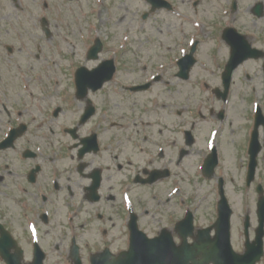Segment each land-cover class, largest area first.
Segmentation results:
<instances>
[{
	"label": "flooded vegetation",
	"instance_id": "flooded-vegetation-1",
	"mask_svg": "<svg viewBox=\"0 0 264 264\" xmlns=\"http://www.w3.org/2000/svg\"><path fill=\"white\" fill-rule=\"evenodd\" d=\"M75 1L51 0L50 6L43 2L31 15L44 34L42 27L47 22L54 36L65 41L58 46H67L65 49L71 51L77 49L78 43L68 41L92 33L93 23L98 36L106 35L103 48L159 43L148 30L158 31V38L166 31L169 42L189 40L191 31L184 28L183 14L197 11L202 3ZM258 1L252 4L245 0L247 14L254 15ZM12 9L23 10L18 0H0V264H136L137 257L146 255L147 239L156 240L167 231L180 244L182 237L177 228L190 210L195 225L193 234L198 237L204 229L201 236L208 264L234 263V257L227 260L221 251L224 245L214 228L222 194L228 197L231 179L224 173L217 174L219 165L212 176L204 174V161L212 151L207 149L208 140L195 170L187 168L186 158L198 141L195 134L205 121L183 120L172 87L164 90V85H160L166 74L177 77V58L174 56L175 63L171 65V56L164 55L161 65L151 66V77L147 68L130 72L137 69L128 66L129 61L124 63L122 57L127 49L110 53L117 74L102 87L88 89L83 101L81 91L77 93L74 73L80 62L57 65L56 71L42 74L33 73L32 67H17L9 43L14 39L13 22L6 20L13 14ZM75 14L82 16L85 27L80 22L77 28ZM126 19L133 24V32L139 33L137 43L124 42L126 32L121 26ZM20 23V27L29 24ZM111 32L118 34L115 39ZM98 80L84 78L80 82L95 84ZM148 82L151 84L147 89L131 88ZM164 82L166 87L171 83L167 79ZM210 112L211 119L216 116L214 120L221 121L219 113ZM62 137L69 141L64 142ZM248 164L249 155L244 188L247 194L254 191L255 197H250L249 206L239 217L231 204V256L244 254L247 246L262 235L264 243L258 210L264 179L256 175L255 181L248 183ZM191 171L198 183L212 184L214 193V217L210 220L212 214L209 219L206 215L204 226L199 228L195 223L202 213V204L190 209L187 191L188 179H193ZM138 228L145 237L138 234ZM180 230L188 235L191 245L195 238L189 227L185 225ZM162 244L167 246V240ZM17 246L23 253L19 262ZM257 264H264V255Z\"/></svg>",
	"mask_w": 264,
	"mask_h": 264
},
{
	"label": "rangeland",
	"instance_id": "rangeland-1",
	"mask_svg": "<svg viewBox=\"0 0 264 264\" xmlns=\"http://www.w3.org/2000/svg\"><path fill=\"white\" fill-rule=\"evenodd\" d=\"M206 3L200 9L201 14L204 13V23L205 29L202 38L204 39L201 46L202 50L198 54L199 62L196 63L195 69L192 71L191 76L188 80H182L180 78L168 76L171 80V85L166 87L165 79L163 78L162 83L164 85V90H168L172 87V91L175 93L174 99H179L180 109L183 113V120L191 121L194 118H188L192 111L195 113V118L197 116L201 119L206 118L208 122L202 123L199 125V131L197 132L196 138L198 139L195 144L194 150L186 158L187 168L195 170V167L199 160L201 159L202 151L205 149V142L210 137L208 132L213 124L209 123L210 121V112L209 109L213 108L214 111L218 113V110L223 107L226 111V117L223 121L222 127L215 125V130L218 133L217 145H219V172L217 174L224 173L228 175L230 183H228V197L233 204V210L236 211V216L239 217L243 214L246 208L250 204L252 197L254 199V191L251 194H247L244 188V171L246 169L245 163L248 160V151L249 144L247 141L250 140L251 130L254 124L253 117L256 112L255 108L257 105L261 106V109L264 111V58L259 60L250 59L243 64L239 65V69L234 74V81L231 87V92L228 97V101L223 103L220 100H217L213 92V88L220 86L221 78L220 71L216 68L217 62L221 63L228 59L229 46L225 45L222 41L220 43L221 31L224 28L223 26L226 23L225 19L221 17V9L223 7L222 0H204ZM224 0L223 2H225ZM245 1V0H244ZM251 3L258 0H247ZM264 1V0H263ZM247 4V3H246ZM245 4V5H246ZM212 8V10H211ZM244 9V8H243ZM242 15L244 12H242ZM8 20H15V13L9 15ZM158 20H159V16ZM244 22V19H242ZM177 21L174 23L176 24ZM245 23V29L242 30L243 33L247 34L250 42L257 48L264 49V17L257 19L252 14H248ZM243 23V24H244ZM25 34L22 37L13 39V42H9L14 46V63H19L21 67H40L46 66L47 62H44L43 58L46 56L44 53L47 49H51V43L43 42L39 37L40 33L34 26L25 27ZM37 32V33H36ZM155 35V39H160L156 36H159L158 31H151ZM112 33V32H111ZM113 38L118 35L113 34ZM166 35V31L163 33V36ZM131 36H134L132 34ZM161 36V38H163ZM106 37V35L104 36ZM134 42L137 43L139 40L138 35H135ZM115 39V38H114ZM161 41V40H160ZM171 42H160V43H149L141 45H131L127 53L124 55L125 60L127 57H130L134 61L138 58L139 55H143V59L148 57H162L167 55L168 47L173 44ZM177 42V41H176ZM158 44L165 45V48H159ZM173 46V45H172ZM140 49L143 50L140 53ZM75 52H79L80 61H83L84 56V46L80 44L79 50L72 51H61L56 52V55L60 59V63H72L77 61V55ZM174 52V51H172ZM42 53L39 58L37 54ZM129 53V54H128ZM106 50L101 54V59L105 58ZM215 62V63H212ZM13 63V64H14ZM49 65L52 63V58L50 57L48 61ZM95 64V63H94ZM93 63H90L91 66H94ZM126 67V65H124ZM39 72V71H35ZM166 74L165 76H167ZM208 83V87H204L202 83ZM165 95V94H164ZM207 110L204 107H207ZM221 124V123H220ZM219 124V126H220ZM261 136L260 142L263 144V149L260 152L259 156V167L257 175L264 179V132L263 128L260 129ZM209 133V132H208ZM209 136V137H208ZM213 136V134H212ZM56 140H59V137H55ZM64 142H68L67 137H62ZM206 140V141H205ZM191 180L188 179L187 191L189 193V202L192 206V209L199 207L201 204V212L196 219V226L199 228L204 226L202 223L207 218H210V214L213 213L212 206L214 207V193L211 191V185L208 182L204 183L194 178L196 175L192 171L189 173ZM208 181V180H207ZM210 182V181H209ZM182 211L179 209V214ZM178 214V215H179ZM210 218L212 220L213 218ZM96 221V220H94Z\"/></svg>",
	"mask_w": 264,
	"mask_h": 264
},
{
	"label": "water",
	"instance_id": "water-1",
	"mask_svg": "<svg viewBox=\"0 0 264 264\" xmlns=\"http://www.w3.org/2000/svg\"><path fill=\"white\" fill-rule=\"evenodd\" d=\"M258 12H260V16L262 15V13L264 12L263 10V6L260 4L259 5V10ZM240 44L239 45V51L238 52H234L231 58L230 63L228 64V69L225 73V79H226V89H227V93L225 92V94H223V99L226 98L228 92H229V86H230V82H231V75L232 72L238 67L239 63H241L242 61H244L245 59H248L250 57H260L261 55H263L261 53V51L252 48L251 44H247L246 41L244 39H240ZM187 77V74L184 73L183 77ZM221 94V93H220ZM256 125L255 128L253 130V136L251 139V147H250V155H251V159H250V170L248 173V177H249V182H251L255 177V172H256V168H257V157H258V153L260 152V150L262 149V145L260 143L259 140V136H260V132L258 131V128L260 126V124H264V116L262 115L261 110L258 111L257 117H256ZM218 159L216 156V150H214V153L211 155V158H209V161L207 163V167L206 168V174H210L211 171H213V169L215 168L214 166L217 164ZM209 172V173H208ZM260 206L262 208H264V199L261 200ZM220 211H221V216L217 222V234L218 236H220L221 241L224 245L223 247H221V251H223L226 256V259L229 260L231 258H235L236 261H234V263L232 261H228L226 262V264H254L255 260H249L248 255H246L245 257L242 258V256L240 255H235L232 254L233 256L230 255V253L232 252L231 250V244H230V233H229V218L232 214V211L229 209V206L227 204V201L224 199L221 207H220ZM191 230H193V224H191ZM209 231V230H208ZM206 232V231H205ZM190 234V233H189ZM187 248L185 247V253H183V258H181V252H179V254H177V258L178 260H176V264H189V261L193 259L192 264H208L206 261V258L204 257V253L206 252V249L204 247V241H203V236L198 237L197 241L194 242L192 244V246L194 248H192L191 246V253H189V248L190 246L186 245ZM155 249L156 251H151L149 252L150 249ZM165 247L161 246V245H153V244H149V246L146 249V255L143 256H139L137 257V262L136 264H164V263H170V255L173 254L172 251H163ZM141 251V249H139ZM212 250V249H211ZM197 256H202L201 260H198ZM216 259H219L218 257H216ZM182 260V261H181ZM214 260V259H213ZM216 264H221L219 263V261L216 262Z\"/></svg>",
	"mask_w": 264,
	"mask_h": 264
}]
</instances>
